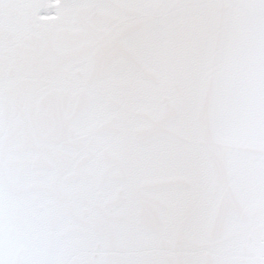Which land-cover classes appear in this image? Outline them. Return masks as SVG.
<instances>
[{"label":"snow or ice","instance_id":"6c2138e0","mask_svg":"<svg viewBox=\"0 0 264 264\" xmlns=\"http://www.w3.org/2000/svg\"><path fill=\"white\" fill-rule=\"evenodd\" d=\"M0 264H264V0H0Z\"/></svg>","mask_w":264,"mask_h":264}]
</instances>
